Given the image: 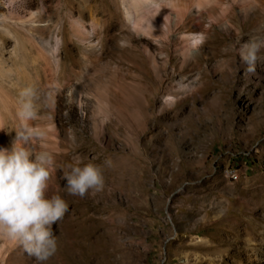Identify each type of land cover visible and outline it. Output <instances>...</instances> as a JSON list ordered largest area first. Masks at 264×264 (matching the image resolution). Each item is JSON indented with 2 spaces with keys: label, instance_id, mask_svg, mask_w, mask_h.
<instances>
[{
  "label": "rangeland",
  "instance_id": "rangeland-1",
  "mask_svg": "<svg viewBox=\"0 0 264 264\" xmlns=\"http://www.w3.org/2000/svg\"><path fill=\"white\" fill-rule=\"evenodd\" d=\"M252 36L264 0H0V147L42 134L48 194L69 205L47 264H264V51L255 74L238 54ZM69 163L100 165L103 189L69 195ZM0 264L36 261L0 241Z\"/></svg>",
  "mask_w": 264,
  "mask_h": 264
},
{
  "label": "clouds",
  "instance_id": "clouds-1",
  "mask_svg": "<svg viewBox=\"0 0 264 264\" xmlns=\"http://www.w3.org/2000/svg\"><path fill=\"white\" fill-rule=\"evenodd\" d=\"M262 51L264 37L260 36H252L240 46L238 54L247 73L255 74ZM34 95L31 88L20 93L18 116L23 121L37 118ZM40 135L25 125L16 132L10 148L0 147V241L13 242L36 264H47L58 251L53 225L63 220L69 205L61 195L48 194L56 162L51 152L31 146L33 138ZM105 163L111 165V161ZM60 170L69 195L83 198L90 190L104 187L100 165L69 163Z\"/></svg>",
  "mask_w": 264,
  "mask_h": 264
},
{
  "label": "bare ground",
  "instance_id": "bare-ground-1",
  "mask_svg": "<svg viewBox=\"0 0 264 264\" xmlns=\"http://www.w3.org/2000/svg\"><path fill=\"white\" fill-rule=\"evenodd\" d=\"M160 11V10H159ZM150 14V13H149ZM231 16V15H230ZM133 18V16L131 15V13H128V19L130 20V19H132ZM134 22H135V24H137V22L134 20ZM191 35V34H190ZM194 37V39L196 38H198V36H193ZM191 41V40H190ZM196 41V40H195ZM193 42H194V40H193ZM147 43V42H146ZM148 45H149V43H147ZM225 46V45H224ZM194 51V50H193ZM193 58V57H192ZM111 96V95H110ZM69 262H70V260H69ZM71 264V263H70Z\"/></svg>",
  "mask_w": 264,
  "mask_h": 264
}]
</instances>
